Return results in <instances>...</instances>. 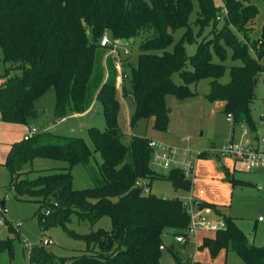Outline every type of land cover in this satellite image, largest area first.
Masks as SVG:
<instances>
[{
	"label": "trees",
	"instance_id": "obj_1",
	"mask_svg": "<svg viewBox=\"0 0 264 264\" xmlns=\"http://www.w3.org/2000/svg\"><path fill=\"white\" fill-rule=\"evenodd\" d=\"M194 1L199 6L194 21L198 34L210 26L216 29L218 17L223 16L219 32L213 31L201 43L193 36L189 20ZM221 1L226 15L214 0H0V46L3 62L10 65L0 83L1 121L28 125L38 115L35 101L49 89L55 91L56 118L84 113L96 99L104 108L106 128H89L94 150L83 138L52 136L42 130L31 140L15 143L6 162L12 175L11 187L21 196L37 199L46 209L39 216L43 229L60 225L74 238L87 242L86 251L73 264H161L164 232L177 229L183 234L190 223L183 199L159 197L145 188L150 189L154 179H168L175 189L189 191L191 179L180 169H170L167 176L152 170L151 138L132 136L128 144L122 141L116 95L118 71L113 57L105 58L106 49L100 46L105 33L120 44H130L145 33L138 63L127 72L129 88L125 86L123 93L135 106L132 127L140 120L153 119V129L165 133L172 112L168 97L179 101L196 98L198 93L191 90V85L208 79L205 99L223 102L222 110L233 128L244 124L254 139L258 138L252 105L257 98L256 84L264 73V27L256 43L250 45L255 48L254 56L238 35L253 40L257 7L251 0ZM180 29L185 31L174 42V33ZM194 43L196 52L189 56L186 46ZM228 48L237 64L227 67L213 60L214 55L225 58ZM11 70L17 73L12 75ZM226 71L229 80L222 82ZM176 75L182 81L179 84ZM95 153L103 159L98 170L92 164ZM206 155L207 151H200L198 157ZM34 157L65 162L67 166L36 178H30V174L22 177V170ZM79 164L91 175L93 187H72L71 170ZM229 181L232 185L245 183L234 178ZM199 205L213 208L225 222L215 238L203 241L202 247L208 248L212 257L230 249L246 264H264V247L250 244L234 217L216 204ZM74 213L92 222L109 216L112 226L87 235L72 233L67 224ZM174 256L185 264L179 255ZM29 261L65 264L66 259L36 247Z\"/></svg>",
	"mask_w": 264,
	"mask_h": 264
},
{
	"label": "rangeland",
	"instance_id": "obj_2",
	"mask_svg": "<svg viewBox=\"0 0 264 264\" xmlns=\"http://www.w3.org/2000/svg\"><path fill=\"white\" fill-rule=\"evenodd\" d=\"M258 9V14L254 20L251 32L252 41H246L240 35L238 38L247 44L252 55L256 56L251 43H256L264 27V0H251ZM215 5L224 10L221 0H214ZM199 6L197 1L193 2V9L189 20L192 23L193 36L197 43H201L205 36L211 35L213 31L217 34L223 26V16L218 19V27L213 29L207 27L198 34V27L194 24ZM227 13H223L226 15ZM184 29L174 33V42L178 41ZM145 33H140L130 44H120V48H127L130 55L126 72L132 66H136L141 53L140 44L145 38ZM259 47L260 44L258 43ZM173 45L170 47V50ZM189 56L196 52L197 44L186 46ZM114 60V58H112ZM112 60V62H113ZM213 60L230 67L237 62L232 58L231 49H227V55L222 60L214 55ZM264 62V57H263ZM10 65L3 62V49L0 46V79L5 75ZM17 72L11 70L14 75ZM229 80V71L221 79L222 82ZM176 83H181V79L176 75ZM129 88L126 82L121 83L116 77L117 98L120 102L118 114V124L124 134L123 142L128 144L132 136L149 137L163 139L176 146H186L196 152L207 151L205 158H197L194 166V176L190 177L192 187L189 191L177 190L168 179H154L151 182V193L163 198L179 197L188 201L190 197L197 202L213 203L219 209L234 217L237 225L243 230L250 244L257 247H264V167L257 171H248L244 166L229 156L225 157L218 153L214 147H221L230 140L241 143L243 140L253 141L255 135L251 133L248 126L244 124L236 125L230 117L223 112L221 102H209L205 99V94L209 91V80L204 79L198 84L191 85V90L198 93L193 99L179 101L173 96L167 99L168 106L172 109L170 114L167 132L158 133L154 130L153 119L140 120L134 127L130 120L135 111L134 103L123 96L124 87ZM121 88V89H120ZM257 98L252 105V116L257 127L258 136L264 130L262 124V114L264 113V78L259 77L256 84ZM56 102L55 91L49 89L42 97L35 101L38 115L31 119L28 125L19 123H6L0 117V264H31L29 261L30 252L33 248H46L57 258L66 259L65 264H73V260L80 257L87 249V242L77 239L68 234L60 225L43 229L40 225V214L46 209L35 198L21 196L11 187L12 175L6 164L11 147L15 143L22 142L27 133V128L45 129L50 135L63 137L83 138L88 146L94 150V145L90 138L89 128L96 126L100 130L106 128L104 108L100 99H96L92 107L84 114H69L64 118H56L53 109ZM50 138V143L53 138ZM103 159L99 153H95L92 164L99 169ZM67 163L43 157H34L22 170V177L30 174V178L40 175L52 174L63 171ZM150 166L157 174L167 176L170 170H165L151 159ZM72 187L76 190L91 188L94 181L86 170L85 166L79 164L72 168ZM234 178L245 181L243 184L232 185L229 179ZM202 190V193L200 191ZM190 201V200H189ZM4 202L5 211L1 208ZM200 207V205H199ZM208 219L216 221L221 216L213 208L201 207ZM262 217V221H257ZM72 233L87 235L98 229L109 230L112 226L109 216H104L96 222L86 218H81L78 214L71 215V221L67 224ZM181 230L168 229L163 234L161 249V264H180L174 254L179 255L185 264H246V262L233 250H222L215 258H212L210 251L201 247L202 234L198 233L190 236L184 243L177 244L175 236ZM181 234V233H180ZM51 238L53 244L43 246L42 241ZM26 243L31 245L26 247ZM178 246V248H177ZM184 253H180V247Z\"/></svg>",
	"mask_w": 264,
	"mask_h": 264
},
{
	"label": "built area",
	"instance_id": "obj_3",
	"mask_svg": "<svg viewBox=\"0 0 264 264\" xmlns=\"http://www.w3.org/2000/svg\"><path fill=\"white\" fill-rule=\"evenodd\" d=\"M223 13H227L226 8L223 10ZM119 45L120 43L113 41L107 33L100 39V46L106 49L105 58L108 56L114 58V66L118 71V78L123 83L128 79V73L124 69V65L126 64L124 59L130 55V51L127 48H120ZM260 77L264 78V73L260 74ZM261 117L264 127V113ZM41 131V129L28 127L24 140H31ZM149 146L152 148V160L154 163L165 170L180 169L184 177L188 179L194 176V166L197 158H199V152L191 150L186 146L172 145L163 139L155 138H151ZM214 149L225 157H231L234 163H241L246 170L257 171L264 167V130L262 135L258 136L252 142L245 139L241 143H235L233 140H230L225 145L221 147L216 146ZM145 191L149 192L150 189L146 187ZM189 200L185 201V203L190 215V223L183 234L175 236L177 243H184L190 236L196 235L198 231L207 230L216 232L225 228V222L222 218L216 221L208 219L204 214L205 209L199 207V202L196 200L194 202V199L191 197ZM258 220L262 221L263 218L259 217ZM42 244L43 246H50L53 244V240L51 238H45ZM26 247L31 248V245L26 243ZM163 248L164 246L162 245L161 249Z\"/></svg>",
	"mask_w": 264,
	"mask_h": 264
},
{
	"label": "crops",
	"instance_id": "obj_4",
	"mask_svg": "<svg viewBox=\"0 0 264 264\" xmlns=\"http://www.w3.org/2000/svg\"><path fill=\"white\" fill-rule=\"evenodd\" d=\"M4 82V79H0V83H3ZM222 104H221V106H223V102H221ZM91 107H92V105H91ZM90 107V108H91ZM89 108V109H90ZM89 109L87 110V111H89ZM86 111V112H87ZM86 112H84V113H86ZM84 113H81V114H84ZM77 115H79V114H77ZM41 129V128H40ZM41 130H44L45 131V129H41ZM167 132V131H166ZM158 133H161V132H159L158 131ZM166 141V140H165ZM215 148V147H214ZM202 192V190L200 191V193ZM205 208H210V207H205ZM259 219V218H258ZM258 222H259V220H257ZM198 233H201L202 234V239H201V247H202V245H203V241H204V239L205 238H215V236H216V232H213V231H207V230H202V231H198L196 234H198ZM178 245H180V243H177ZM180 247V246H179ZM177 248H178V246H177ZM206 248V247H205ZM180 253H184V251H183V249H182V247H180ZM208 249V248H207ZM209 250V249H208ZM222 250H225V251H227V249H222ZM222 250H220V251H222ZM210 251V250H209ZM211 253V252H210ZM212 258H215V257H212ZM182 260V259H181ZM187 260V259H186ZM186 260H183L184 262L186 261ZM194 264V263H193Z\"/></svg>",
	"mask_w": 264,
	"mask_h": 264
},
{
	"label": "water",
	"instance_id": "obj_5",
	"mask_svg": "<svg viewBox=\"0 0 264 264\" xmlns=\"http://www.w3.org/2000/svg\"><path fill=\"white\" fill-rule=\"evenodd\" d=\"M1 207H2L3 211H5L4 202H1Z\"/></svg>",
	"mask_w": 264,
	"mask_h": 264
}]
</instances>
